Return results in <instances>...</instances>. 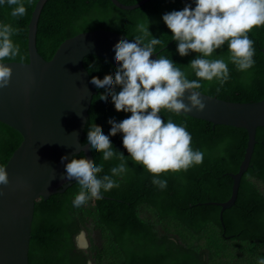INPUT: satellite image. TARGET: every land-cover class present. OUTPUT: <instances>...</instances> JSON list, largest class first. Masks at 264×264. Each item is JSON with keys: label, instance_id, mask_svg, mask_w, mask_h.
<instances>
[{"label": "trees", "instance_id": "1", "mask_svg": "<svg viewBox=\"0 0 264 264\" xmlns=\"http://www.w3.org/2000/svg\"><path fill=\"white\" fill-rule=\"evenodd\" d=\"M119 1L134 5L142 0ZM23 2L27 11L22 17L11 16L15 6L0 4V24L20 29L12 37L19 45V54L4 62H30L29 23L38 0ZM188 3L195 6L194 0H150L129 11L116 7L111 0H48L38 24L37 48L49 61L63 42L85 32L107 30L133 41L140 34L136 25L144 22L149 23L153 37L162 41L154 53L172 59L190 80L197 79L187 65L198 54L181 56L163 21L165 13L182 10ZM248 35L254 41V65L246 72L238 71L228 61L225 44L211 58L228 62L229 80L222 87L215 80L201 81L202 87L197 91L235 103L264 100V26L254 27ZM84 67L91 78L100 79L107 74L114 76L117 69L97 56L88 57ZM97 90L99 94L106 91ZM119 90L117 86L116 91ZM130 115L117 111L111 97L106 102L98 96L92 125L96 123L109 135L114 151L124 152L128 171L113 177L119 187L107 192L102 189V199H89L79 207L73 204L80 191L77 182L62 194L36 201L29 263L258 264L264 258V127L258 130L252 166L243 177L239 197L225 210L222 220L223 207L208 202L231 198L233 174L240 171L246 157L248 131L162 110L160 115L165 122L169 118L177 124L186 122L191 146L203 152V162L186 171L161 174L158 178L167 181L166 188L161 189L152 183L151 173L132 161L123 146V134L110 135L109 119L119 122ZM22 141L19 132L0 122V166H6ZM91 150L95 164L103 165L98 178L111 175L110 169L120 161H105L101 152ZM83 231L90 239L88 247L78 245L77 238Z\"/></svg>", "mask_w": 264, "mask_h": 264}, {"label": "clouds", "instance_id": "2", "mask_svg": "<svg viewBox=\"0 0 264 264\" xmlns=\"http://www.w3.org/2000/svg\"><path fill=\"white\" fill-rule=\"evenodd\" d=\"M5 2L15 6L12 17L26 14L23 0H0V4ZM194 4V7L188 3L182 10L165 13L163 21L171 30L181 56L190 52L198 54L187 65L197 79L190 80L186 71L166 56L152 59L155 46L162 41L153 37L149 23L140 22L136 25L140 34L132 42L123 39L114 45L115 61L119 64L115 75L107 74L103 79L93 76L91 80L98 89H106L99 94L101 100L107 102L111 97L117 111L131 113L119 122L109 119L110 135L123 134V146L132 161L151 173L152 183L161 189L167 186L166 180L158 178L161 174L186 171L203 162V152L191 146L192 136L186 122L177 124L171 118L165 122L161 111L177 115L194 109L203 112L206 103L197 91L202 87L201 81L215 80L222 87L230 78L228 62L211 58L213 53L227 44L228 61L238 71L246 72L255 63L254 41L248 33L254 27L264 26V0H194ZM19 31L11 24H0V89L11 83L13 69L4 61L18 56L20 48L12 37ZM87 141L92 149L103 154V160L116 158L120 163L110 169L111 175L98 178L97 174L103 171L102 164L97 166L91 159L73 156L65 166L64 178L80 186L73 200L77 207L89 199H102V189L107 192L119 187L113 177L128 171L124 152L113 150L112 141L101 126L92 125ZM62 160H68L67 155ZM9 183V173L0 166V185ZM258 264H264V258Z\"/></svg>", "mask_w": 264, "mask_h": 264}, {"label": "water", "instance_id": "3", "mask_svg": "<svg viewBox=\"0 0 264 264\" xmlns=\"http://www.w3.org/2000/svg\"><path fill=\"white\" fill-rule=\"evenodd\" d=\"M47 1L38 0L29 23L30 62H5L13 74L9 86L0 89V122L23 137L5 166L10 183L0 185V264H30L36 201L62 194L76 183L64 178L65 166L73 156L94 161L87 132L92 127L94 103L99 93L84 67L88 57H100L118 68L114 45L123 39L132 42L127 36L112 31L85 32L63 42L52 59L46 61L37 48V32ZM111 1L120 9L132 11L150 0L134 5ZM262 53L264 56V46ZM151 58L159 57L153 53ZM200 93L206 103L205 110L181 114L249 133L246 157L240 171L233 174L231 198L208 202L223 207V220L225 210L236 203L243 177L252 166L258 130L264 127V100L235 103ZM65 155L68 160H62ZM85 235L83 231L77 238L80 247H87Z\"/></svg>", "mask_w": 264, "mask_h": 264}, {"label": "rangeland", "instance_id": "4", "mask_svg": "<svg viewBox=\"0 0 264 264\" xmlns=\"http://www.w3.org/2000/svg\"><path fill=\"white\" fill-rule=\"evenodd\" d=\"M86 235H85V239H86V242H87V247L89 246V241L90 239L88 238V233L85 231ZM91 231H89V235L91 236ZM99 236L96 237V240L99 241Z\"/></svg>", "mask_w": 264, "mask_h": 264}]
</instances>
